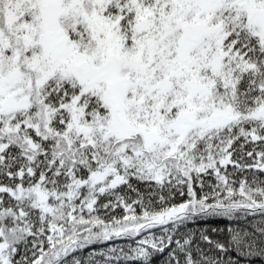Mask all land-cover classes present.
<instances>
[{
    "label": "snow or ice",
    "instance_id": "6c2138e0",
    "mask_svg": "<svg viewBox=\"0 0 264 264\" xmlns=\"http://www.w3.org/2000/svg\"><path fill=\"white\" fill-rule=\"evenodd\" d=\"M157 255L264 264V0H0V264Z\"/></svg>",
    "mask_w": 264,
    "mask_h": 264
},
{
    "label": "trees",
    "instance_id": "16d2710c",
    "mask_svg": "<svg viewBox=\"0 0 264 264\" xmlns=\"http://www.w3.org/2000/svg\"><path fill=\"white\" fill-rule=\"evenodd\" d=\"M117 243H124L122 241H117ZM165 259L166 257L163 256H159L157 255L154 260H153V264H165Z\"/></svg>",
    "mask_w": 264,
    "mask_h": 264
}]
</instances>
